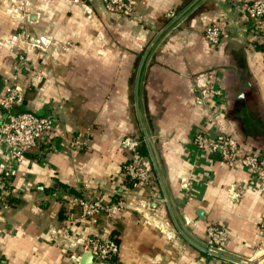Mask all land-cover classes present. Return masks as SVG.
<instances>
[{
	"label": "crops",
	"instance_id": "1",
	"mask_svg": "<svg viewBox=\"0 0 264 264\" xmlns=\"http://www.w3.org/2000/svg\"><path fill=\"white\" fill-rule=\"evenodd\" d=\"M131 1L126 20L101 0H0V90L28 36L38 45L28 52L24 102L14 113L56 120L55 133L11 175L18 204L0 205V264H77L76 242L89 237L114 238L111 264H234L186 240L172 208L198 244L220 226L224 252L253 260L264 250V187L194 142L223 132L242 153L264 155V30L243 12L251 0ZM210 25L222 32L217 45L204 37ZM212 87L223 97L203 101L201 91ZM127 137L141 142L152 188L134 187L124 174ZM4 157L2 171L10 168ZM80 194L123 209L83 222L72 204Z\"/></svg>",
	"mask_w": 264,
	"mask_h": 264
},
{
	"label": "built area",
	"instance_id": "2",
	"mask_svg": "<svg viewBox=\"0 0 264 264\" xmlns=\"http://www.w3.org/2000/svg\"><path fill=\"white\" fill-rule=\"evenodd\" d=\"M101 2L109 13L119 14L123 19L129 20L134 15L131 0H101ZM243 5L246 17L254 23L258 31L264 30V0H251ZM167 17L174 19L175 14H169ZM204 37L210 44L217 45L221 40L222 32L217 25H210L204 31ZM23 39L28 50L15 58L11 82L9 86L0 90V159L5 156L10 164L7 170L0 169L1 181L4 180L3 177L14 175V168L21 165L26 155L36 150L46 137H50L56 131V120L52 117H39L33 113H14V110L24 102L25 92L21 79L29 70L27 55L37 44L28 36H24ZM221 97H223L222 92L213 87L201 91L203 101ZM194 142L200 152L208 150L219 154L221 161L229 169L240 168L247 172L250 175L249 185L251 187H264V155L242 153L239 143L223 132L217 134L214 140L198 135ZM121 145L131 156V160L124 166L123 171L134 187L140 185L152 188L155 186L157 183L155 175L144 167L140 160V140L127 137ZM3 188L4 185L0 186V190ZM88 188L85 185L82 192H87ZM72 204L79 208L80 219L83 222L96 221L113 210L121 212L123 209V204L108 205L102 200L86 199L82 194L74 198ZM206 237L205 245L208 251L224 252L227 239V232L224 228L209 226ZM76 244L82 249V254L91 253L94 264H111L119 254V246L111 237L105 239L89 237L78 240ZM256 261L255 259L249 260L251 263H257Z\"/></svg>",
	"mask_w": 264,
	"mask_h": 264
},
{
	"label": "water",
	"instance_id": "3",
	"mask_svg": "<svg viewBox=\"0 0 264 264\" xmlns=\"http://www.w3.org/2000/svg\"><path fill=\"white\" fill-rule=\"evenodd\" d=\"M146 63H143L142 69L140 71V75H139V79H138V93L141 90V86H142V80H143V68L144 65ZM241 93H243V91H241ZM139 111L141 112V107H140V103H139ZM146 133V138L148 140V144L151 147L152 150V155H153V163H154V167L157 171L158 174V178L161 182L162 185H164V176L161 170V167L159 165V163L157 162V158L154 152V149H152V140H151V136L148 134V132L145 130ZM167 201L170 203V199L167 197ZM172 213H173V218L177 223L178 228L181 230L182 234L184 235V237L186 238V240H188L191 244H193L194 246H197L199 248H201L202 250L206 251L207 253H211V255L216 256L218 258H222L224 260H227L229 262H232L234 264H256V263H251L249 262V260H244L241 258H237L236 256H232L226 252H221V251H216V252H210L208 251V248L206 247V245L203 244H198L185 230L181 220L178 218L177 212L172 208ZM201 216V214H199ZM75 261L77 262V264H94V258L91 255V253L89 252H85L84 254H82L81 257H77L75 258Z\"/></svg>",
	"mask_w": 264,
	"mask_h": 264
},
{
	"label": "trees",
	"instance_id": "4",
	"mask_svg": "<svg viewBox=\"0 0 264 264\" xmlns=\"http://www.w3.org/2000/svg\"><path fill=\"white\" fill-rule=\"evenodd\" d=\"M34 151V150H33ZM32 152V151H31ZM29 152L28 154H30ZM4 180V188L3 190H0V205H5L6 207H13L16 204H18V201L12 198V195L10 193L11 187H9V182L11 180V176L3 177ZM4 191V193H3Z\"/></svg>",
	"mask_w": 264,
	"mask_h": 264
},
{
	"label": "rangeland",
	"instance_id": "5",
	"mask_svg": "<svg viewBox=\"0 0 264 264\" xmlns=\"http://www.w3.org/2000/svg\"><path fill=\"white\" fill-rule=\"evenodd\" d=\"M258 257L263 258L261 264H264V250L260 253L259 256H256L254 259L257 260Z\"/></svg>",
	"mask_w": 264,
	"mask_h": 264
}]
</instances>
